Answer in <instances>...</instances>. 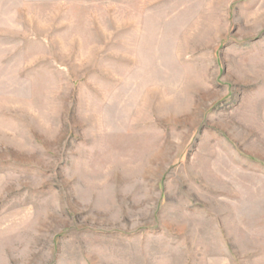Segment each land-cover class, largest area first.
<instances>
[{
  "label": "rangeland",
  "instance_id": "rangeland-1",
  "mask_svg": "<svg viewBox=\"0 0 264 264\" xmlns=\"http://www.w3.org/2000/svg\"><path fill=\"white\" fill-rule=\"evenodd\" d=\"M0 264H264V0H0Z\"/></svg>",
  "mask_w": 264,
  "mask_h": 264
}]
</instances>
